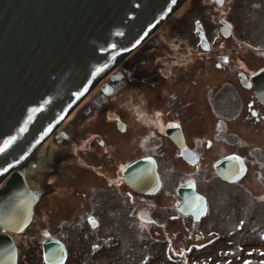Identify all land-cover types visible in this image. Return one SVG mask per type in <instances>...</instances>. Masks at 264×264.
<instances>
[{
	"label": "flooded vegetation",
	"instance_id": "flooded-vegetation-1",
	"mask_svg": "<svg viewBox=\"0 0 264 264\" xmlns=\"http://www.w3.org/2000/svg\"><path fill=\"white\" fill-rule=\"evenodd\" d=\"M158 57L160 56H152L151 58L153 61H158ZM151 58L149 62H146L148 63L147 65L136 64V68L120 66L122 67L121 72H118L119 75L116 77L110 78L108 86L100 88V91L93 92L97 95L95 98H91V108H83L81 114L82 116H87L88 114L92 116L91 110L98 106L100 112L104 114V119L98 124L100 130L96 131L97 135H92L93 138L90 137L88 140H80L75 143L71 140L73 135L75 136L73 132L75 126L70 125L71 128L64 131L59 139L58 137L50 136L35 150V152L37 150L39 152H37L35 160L28 166L25 173L26 175L28 170H32L28 185L30 190L36 193L38 197L34 206L33 220L34 218L36 219L37 214V221H39L38 208L42 207V203L57 207L60 213H56L54 217L58 221L63 218L65 222H68L70 217L72 221H76L80 210L85 215L78 217L80 220L84 218L87 226L83 228V231L88 229L91 232H101L107 235L113 233L112 229L105 227L106 221L110 220L107 215L115 211L117 204L118 213L121 216L118 222L129 225V228L125 232H116L120 235L110 239L111 243H95L92 247L97 246L99 250L111 251L114 247L123 246V251L118 259L120 264H128L129 262L126 263V261H129L128 255L133 248L126 249L124 246L129 245L128 242L132 238H135V240L137 238L143 239L147 243L150 237L148 236L150 233L148 230L141 228L134 230V225L136 227L139 220L142 223L148 222L147 226L149 225V227L152 223L164 227L167 225V221L171 220L175 221V223L179 222V224L181 222L185 227L190 224L191 228L192 226L194 227L195 223H200L207 216L210 205L215 204L218 213L214 214V216L218 219L217 223L213 222L207 232L199 231L202 234V240L199 239L200 241L203 242L206 236H213V238L202 245H191L187 259L190 260V256L194 254L199 256L195 259L196 264H238L235 261L242 258L247 259L239 264H264V231L255 232L256 240L252 241L255 244L242 245L240 244L241 240L238 243L230 240L231 236L226 232L225 224L228 215L242 216L239 211L245 208L240 206L235 209L236 203H242L246 197L252 202L251 206H257L261 202L258 193L264 194V184L257 182L264 173H254V178L251 177L249 179L248 185H242L244 188H239L245 176L251 175L253 172L251 169L252 163L247 161L244 154L245 151L237 150L240 149V146L249 144L250 148L248 150L251 155V150L258 154L253 155L251 159L255 161L256 165L261 166L264 164V160L262 161L259 157V151H261L259 149L261 147L254 141L253 143L249 141L248 136L252 131L249 127L244 126L246 121H250L248 125L251 126H260L262 124L264 126V105L256 98L254 85L245 87L239 79V76L243 74L247 78V82L252 84L251 76L264 67L248 73L235 72L230 66L226 67L218 64L216 67L218 70H213L210 67L209 71L204 72L208 68L202 66L199 67L200 70L196 69L193 71L190 70V68H194L192 64H183L181 63L182 60H178L181 57H178V59L174 60V64L167 60L166 62L169 63L165 65L159 64L158 68L155 69L150 66L153 63ZM183 66L189 69H181ZM188 73L196 74L188 75ZM117 80H121V82H117ZM106 90H112L111 94H105ZM124 96L129 100L128 106L123 104L125 100L121 101ZM109 97H112L111 104L114 101L119 102L117 111L108 109L109 105L107 106L106 104ZM134 106H136L135 110ZM107 111L113 115V119L107 118ZM124 116L134 117V123L132 125L124 123ZM85 120L87 118H84L82 124L80 123L81 121H78V125H83ZM106 121L112 122L114 126L111 127L106 124ZM164 121H169V123L162 130L161 127L164 126ZM232 121L235 122L231 123ZM118 123L123 125L121 129ZM138 124L141 125V129L135 130L134 127L136 128ZM192 126L194 128L193 131L192 129L189 130V127ZM171 127H175V129L179 127L181 136H178V139H182V147L186 149L185 155H189L191 157L190 160L184 157V152L175 139L166 135V131ZM198 127L203 132L207 128L210 136L204 133L201 134L202 131ZM243 130H246V136L240 134ZM68 141L71 144L74 143V146L77 147L78 155L80 151H83L84 156L85 154L86 156L92 155L93 151L98 153L97 156L95 154V159L93 160V155L89 160H87V157L85 160L84 156H80L81 160L75 162L76 165H79V168L88 169L94 176L95 173H99L101 176L107 175V178H95L96 181L87 179L88 182H83L87 186L80 190H89V193L88 195L81 194L82 197L79 198L81 200L80 207L73 202L77 198L66 200L65 197H59L58 199L52 191L54 186L48 187L46 183L43 184V180H39L42 175L50 176L51 173L54 174L53 168L51 173L48 170L51 166L47 167L41 162L56 149L61 148L62 142L67 143ZM92 148L93 150L91 151L90 149ZM229 156L240 157L247 169L245 176L235 183L222 180L215 168L220 160ZM144 158H153L155 160L156 171L160 179V187L156 194H140L124 178L125 170L135 161ZM91 160L93 163L89 162ZM95 162H97V165ZM56 163L57 160L52 164ZM59 170L61 171L52 177L53 182L51 184L63 182L66 169ZM71 174L74 173L71 172ZM77 175L79 174L77 173ZM187 175H190V177L186 178ZM118 177L120 178L119 184ZM201 181L205 184L203 188L201 187ZM187 183H193L196 193L206 200L207 212L197 221L193 217L182 215L178 211V206L183 199L177 194V190L180 186ZM253 183L258 185H253ZM47 185H50V183ZM46 188L47 191L45 192ZM64 192L68 193L66 187ZM166 200L171 202L168 204ZM83 201L86 202L87 206L89 203L91 204L90 210L86 209L87 206L83 204ZM70 202L71 204H69ZM98 203H100L102 209L101 214L96 213V205ZM149 205L151 209L145 207ZM52 218L53 216L51 218L48 217L47 221H52ZM141 218H146L147 220ZM246 218L261 220L258 215L247 216ZM87 221H92V224L96 226L95 229L90 223L87 224ZM78 226L80 224L73 226L71 228L72 231H60L59 234L65 237L66 233L71 239L73 237L79 238L81 233L76 236L73 231ZM61 227L64 228V226ZM179 230L181 231L182 228ZM179 230L174 231L173 236L170 235L174 241L178 238H175V236L178 235ZM47 231L51 237H54L50 230ZM47 231H43L42 234ZM167 236H169V233L165 237ZM196 236L200 237L197 234ZM229 236L230 239H228ZM114 240H124L126 243L112 244ZM160 243L161 246H165L167 249H170L171 245H173L172 242L163 244V242L158 240V246ZM63 244L69 248L67 243L63 242ZM169 244L170 247H168ZM71 252L72 250L69 248L68 256ZM254 255L257 257H254ZM175 261V264H181L180 260Z\"/></svg>",
	"mask_w": 264,
	"mask_h": 264
},
{
	"label": "water",
	"instance_id": "water-1",
	"mask_svg": "<svg viewBox=\"0 0 264 264\" xmlns=\"http://www.w3.org/2000/svg\"><path fill=\"white\" fill-rule=\"evenodd\" d=\"M210 1L224 4L223 0ZM179 2L0 0V183L6 180L0 189V264H18L12 235L21 234L31 224L38 200L27 184L23 163L51 133L55 131L59 139L68 130L59 129L64 116L115 63L120 64L110 78L119 75L127 55ZM219 24L221 35L229 38L232 24L227 20ZM197 34L204 50H208L202 26ZM239 79L245 87L254 85L256 98L264 105V68L251 76L252 84L243 74ZM109 83L110 79L102 87ZM105 94H111V90ZM118 124L121 129L123 125ZM166 135L175 139L190 160L182 139H178L179 127L169 128ZM215 168L218 176L229 183L240 181L247 171L237 156L220 160ZM124 178L140 194H156L160 187L153 158L131 164ZM177 194L183 199L178 206L182 215L197 221L206 214V200L196 193L193 183L180 186ZM44 237V263L66 264L65 245L49 232Z\"/></svg>",
	"mask_w": 264,
	"mask_h": 264
},
{
	"label": "rangeland",
	"instance_id": "rangeland-1",
	"mask_svg": "<svg viewBox=\"0 0 264 264\" xmlns=\"http://www.w3.org/2000/svg\"><path fill=\"white\" fill-rule=\"evenodd\" d=\"M223 3L224 4L222 6H218L216 3L211 2L210 0H182L176 7V9H174L172 14L169 15L166 19L162 20L161 23L163 24L157 25L154 32L150 35L149 39L144 41L142 45H140L136 50L127 55L124 67L132 66L136 68V64L141 66L143 64L147 65L148 63L146 62H149L152 56H160L158 57V61H153V59L151 58L153 63L150 66L155 69L158 68L159 64L165 65L169 63L166 62L167 60L171 61V64H174V60L178 59V57H181L178 59L182 60L181 63L192 64V67L194 68H190V70L193 71L196 69L200 70L199 67L202 66L208 68L204 72L209 71L210 67L213 70H218V68L216 69L218 64H222L226 67L230 66L235 72L248 73L264 67V0H223ZM233 4L234 10L232 11L231 8ZM221 20H227L233 26V32L229 38H224L220 34L219 22ZM199 26L204 27L205 32L207 33L210 44L208 50H204L203 42L197 34ZM119 64L120 63H115L109 70V72L103 75L97 81V83L94 84V86L82 97V100H80L79 103H77L73 107L72 112L60 122L59 129L65 127H67V129H70V125H73V127L75 126L73 130L75 136L72 134L73 138L71 139L75 143L76 141L79 142L80 140H88L90 137L93 138L92 135H97L96 131L100 130L98 124L104 119V114L100 112L98 106L97 108L94 107V109L91 110L92 116H90V114H88L87 116H82L81 110L87 107L91 108L90 104L91 100L93 99L92 95H97L93 92L100 91V88L102 89L103 82H106L110 79ZM181 69L187 70L189 68L183 66ZM196 73H188V75H195ZM111 98L112 97L107 98L106 105H109V110L117 111L119 109L117 108V106H119V102L114 101V103L111 104ZM121 101H124L123 104L128 106L129 100L126 96L122 97ZM135 108L136 106H134V110ZM108 112L109 111H107V118L113 119V115ZM84 118H87V120H85V122H83L84 124L81 125ZM134 119L135 118L131 116H124V123L132 125L134 123ZM78 121H81L80 126L78 125ZM233 122L235 121H232L231 123ZM105 123L110 125L111 127L114 126L112 122L109 123L106 121ZM168 123L169 121H164V126L161 127V129L163 130L164 127L166 128ZM244 124H246L244 126L249 127L252 131L248 136L249 141L252 143L254 141L256 144H258V146L261 147L259 149L261 150L259 151V157L263 161V124L260 126H251L248 125L250 124V121H246L244 122ZM201 127L203 126L201 125ZM134 129H141V125L138 124L136 128L134 127ZM190 129H192L193 131V126L189 127V130ZM199 130L201 129L199 128ZM208 132V129L205 128L204 132L202 131L201 134L204 133L205 135H209L210 132ZM240 134L246 136V130H243L242 132H240ZM51 136L56 137L55 131ZM235 138H237V136H235ZM246 141L248 140L246 139ZM69 142L70 141H68L67 143L62 142L61 148L56 149L53 153L49 154L45 158V160L41 162V164L47 165V167L51 166L48 170L51 173V170L53 168L54 174L51 173L50 176L42 175L40 177L42 179L39 178V180H43V184L46 183V186L48 187L54 186L52 188V191L55 193L58 199L59 197H65L66 200L72 199L74 197L77 198L73 202L77 203V206L80 207L81 200H79V198L82 197L81 194L83 193L88 195L89 193V190H80L81 188L87 186V184H84L83 182H88L87 179L96 181L97 178H107V175L101 176L99 173H95L94 176L92 172L88 171V169L83 170V167L79 168V165H76L75 162L81 160L80 156H84L83 151H80V154L78 155L77 147L74 146V143L71 144ZM237 146L239 147V145ZM239 148L240 149L237 150L245 151L244 154L247 161L252 163L251 169L253 173L251 175H246L245 178L241 181V186L239 187L244 188V186L248 185L249 179L251 177L254 178V173H264V164L261 166L256 165L255 161L251 159L253 158V155L258 154L251 150V155L248 150L250 148L249 144H245L244 146H240ZM90 150L92 151L93 148ZM37 152L39 151L37 150L36 152H33L29 159H27L23 163L25 173L28 166H30L35 160ZM95 154L96 156L98 155L97 152L95 153V151H93V158L92 155L86 156L85 154L84 159L87 157V160L91 158L93 160L95 159ZM55 160H57V163L52 164ZM92 160L89 162L93 163ZM95 164L97 165V162H95ZM63 168L66 169L64 171L63 182H55L54 184H51L53 182L52 177H54L55 174H58L59 171H61L59 169ZM71 172L74 174H71ZM77 173L79 175H77ZM31 174L32 170L30 169V171L28 170L26 174L27 184H29L30 182ZM263 176H261L260 180L257 181L260 182V184H264ZM189 177L190 175L186 176V178ZM5 181L0 183V189L4 186ZM49 183L50 185H47ZM119 183L120 178L118 177V184ZM256 184L257 183H253V185ZM65 187L68 193L64 192ZM201 187H205L203 181H201ZM255 190L256 189L254 188V191ZM46 191L47 188L45 192ZM163 197H165V195H163ZM258 197L261 198V202L257 206H251L252 202L249 198L246 197L244 198L242 203L238 202L235 204V209L240 206L245 209L239 211L242 214L241 217L228 215V219L225 221L226 232H228L231 236V239L230 236L228 237V239L233 240L235 243H238V241L241 240L240 244L242 245L255 244V242H252L256 240L255 232L264 231V194L261 195V193H258ZM169 202L171 201L166 200V203L169 204ZM69 204H71V202ZM83 204L87 206L85 201H83ZM68 207L70 208L69 205ZM145 207L151 209L150 205ZM86 209H91L90 203L86 207ZM105 209H107V207H105ZM101 212L102 209L100 207V203H98L96 205V213L101 214ZM56 213L60 212L55 205H46L45 203H42V207L38 208L39 221H37L36 214V219L34 218V220H32L31 224L24 232H22L21 234L12 235L18 250V264H44L41 256L43 253L42 244L46 238L44 237V233L42 234V232L47 230H50L52 235H54V237L52 238L62 240L65 244L67 243L70 250H72V252L68 256L66 264H120L118 257L123 251V246L114 247L111 251H105L103 249L99 250L97 246L92 247L95 243L107 244L108 242H110V239L120 235L116 232H125L129 228V225L127 226V224H121L118 222V220L121 219V216L118 213L117 204L115 206V211L112 213H108L107 215V218H110V220L107 222L105 219V227L113 230V233L107 235L101 232H91L88 229L87 231H83V228L87 226L85 224L84 218H81L80 220L78 217H82L83 215H85V213H82L80 210L77 214L78 220L72 221V218L70 217V222L68 219V222H65V219L63 218L58 221L56 217H54ZM216 213H218L217 206L215 204H211L207 216L200 223H195L194 227L192 226L191 228L190 224L188 225V227H185L183 226V223L180 222L179 224V222L175 223V221L171 220H168L167 225H165L164 227L156 223H152L149 227V225L147 226L148 222L142 223L139 220L136 227L134 225V230H136V228L148 230L150 232L148 236H150L149 238L151 239L149 241H151L152 243H150L149 241L146 243V240L143 241L139 238H137L136 240L135 238H132L128 242L129 245L124 246V248L126 249L133 248L128 255L129 261H126V263L175 264V260H180L181 264H196L195 259L199 257L198 255H191V261L187 259L189 248L194 244L202 245L203 243L208 242L213 238V236H206L205 240H203L202 242L199 240H202V234L199 231L207 232L210 229L211 225H213V222L217 223L218 219L214 216V214ZM257 215L261 218V220H252L246 218L247 216ZM52 216V221H47L48 217L51 218ZM141 219L147 220L146 218ZM89 223L95 229L96 226L92 224V221H87V224ZM77 224H80V226H78L77 229L73 231L76 233V236L78 235V233H81V237H73L71 239L66 233L65 237H63L62 234H59L60 231H72L71 228H73V226H76ZM61 226H64V228H62ZM239 227L241 228L239 229ZM180 228H182L181 231L179 230ZM80 230L83 232H81ZM176 230H179V233H177L178 235L175 236V238H178L174 241L172 239V236L173 232ZM166 232L169 233V236L167 237H165L167 234ZM196 234L200 237H197ZM158 240L160 242H163V244L172 242L173 245H171L170 247L169 244L168 247H170V249H167L165 246H161V243L158 246ZM115 243L125 244L126 242L124 240L112 241V244ZM69 248L67 247L68 250ZM254 257L257 256L254 255ZM245 259L247 258H242L235 262L239 264Z\"/></svg>",
	"mask_w": 264,
	"mask_h": 264
},
{
	"label": "bare ground",
	"instance_id": "bare-ground-1",
	"mask_svg": "<svg viewBox=\"0 0 264 264\" xmlns=\"http://www.w3.org/2000/svg\"><path fill=\"white\" fill-rule=\"evenodd\" d=\"M181 1H182V0H180V2H181ZM180 2H179V3H180ZM179 3H178V4H179ZM178 4H177V5H178ZM174 9H176V8H174ZM174 9L170 12L169 15L172 14V12L174 11ZM169 15H168V16H169ZM166 18H167V17H166ZM166 18H165V19H166ZM161 22H162V21H161ZM160 24L162 25L163 23H160ZM160 24H159V25H160ZM154 30H155V29H154ZM154 30H153L151 33H149V35L147 36L146 40L149 39L150 35L154 32ZM144 39H145V38H144ZM146 40H145V41H146ZM143 42H144V40H143L138 46L142 45ZM138 46H137V47H138ZM71 112H72V110H71ZM71 112H70V113H71ZM67 115H68V114H66L64 117H66ZM53 130H54V129H53ZM53 130H52V131H53ZM51 134H52V133H51ZM7 175H8V174H7ZM7 175H6V176H7Z\"/></svg>",
	"mask_w": 264,
	"mask_h": 264
},
{
	"label": "clouds",
	"instance_id": "clouds-1",
	"mask_svg": "<svg viewBox=\"0 0 264 264\" xmlns=\"http://www.w3.org/2000/svg\"><path fill=\"white\" fill-rule=\"evenodd\" d=\"M204 28V27H203ZM220 28V27H219ZM232 28H233V26H232ZM205 30V29H204ZM232 32H233V30H232ZM205 34H206V37H207V39H208V36H207V33L205 32ZM221 34V33H220ZM223 37V36H222ZM208 42H209V39H208ZM210 45V44H209ZM42 250H43V248H42ZM68 251V250H67ZM42 255H43V253H42ZM43 261H44V259H43ZM45 264V263H44Z\"/></svg>",
	"mask_w": 264,
	"mask_h": 264
},
{
	"label": "trees",
	"instance_id": "trees-1",
	"mask_svg": "<svg viewBox=\"0 0 264 264\" xmlns=\"http://www.w3.org/2000/svg\"><path fill=\"white\" fill-rule=\"evenodd\" d=\"M231 9H232V11L234 10V4L232 5V8H231ZM142 240H143V239H142ZM149 240H151V239L149 238ZM149 240H148V241H149ZM149 242L152 243L151 241H149ZM41 258H42V256H41ZM42 259H43V258H42Z\"/></svg>",
	"mask_w": 264,
	"mask_h": 264
},
{
	"label": "snow or ice",
	"instance_id": "snow-or-ice-1",
	"mask_svg": "<svg viewBox=\"0 0 264 264\" xmlns=\"http://www.w3.org/2000/svg\"><path fill=\"white\" fill-rule=\"evenodd\" d=\"M21 131H23V129H21Z\"/></svg>",
	"mask_w": 264,
	"mask_h": 264
}]
</instances>
